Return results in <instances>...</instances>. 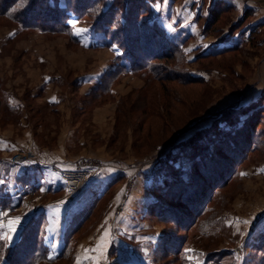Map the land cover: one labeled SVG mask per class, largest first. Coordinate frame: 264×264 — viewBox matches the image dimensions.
I'll return each mask as SVG.
<instances>
[{
  "label": "rangeland",
  "instance_id": "obj_1",
  "mask_svg": "<svg viewBox=\"0 0 264 264\" xmlns=\"http://www.w3.org/2000/svg\"><path fill=\"white\" fill-rule=\"evenodd\" d=\"M258 3L0 1L11 7L0 13V251L33 216L48 258H58L66 230L92 209L52 264H264ZM46 6L58 30L41 28ZM154 26L152 49L144 43ZM245 119L251 136L225 183L193 205L166 193L164 161L189 170L195 141L206 148L208 133ZM18 154L25 160L14 162ZM60 167L86 174L78 190L63 185Z\"/></svg>",
  "mask_w": 264,
  "mask_h": 264
},
{
  "label": "trees",
  "instance_id": "obj_2",
  "mask_svg": "<svg viewBox=\"0 0 264 264\" xmlns=\"http://www.w3.org/2000/svg\"><path fill=\"white\" fill-rule=\"evenodd\" d=\"M0 1H5L6 4V1L8 0ZM5 4H0V13L2 14L8 13L9 8H11H6ZM38 5L39 3H33L29 6V9L34 10ZM44 8H41V14L45 16L46 21L43 22L44 24H42L41 28L58 30L61 21L58 17L53 18L54 16H51V12L54 10H50L49 7L46 6V10L43 11ZM38 21L39 20L36 19V22ZM147 31L144 46H148L152 49L159 47L156 45L160 39L159 28L154 26L148 28ZM237 121L238 118L235 117L229 125H233ZM248 123L249 120L245 119V122L232 132L227 130H217L216 132L208 133L206 138L202 140V143L203 145H206V148L202 145L201 148L198 147L200 141H195L192 148H196L197 152L189 149L188 151L191 153L188 156L189 158L186 160V157H184L185 162L189 161L191 164L189 170H182L176 167H169V169H167L168 163H165L164 161V167H166L164 171L166 193H173L177 198L183 197L190 201V205H193L197 203L199 199L204 198V196H206L204 193H208L210 188L219 185V183H225L230 168L229 164L236 155L240 154L247 148L249 137L251 136L250 130L247 129ZM195 143L197 144V147L200 148L199 150L194 146ZM212 143H215L214 147H211ZM210 147L211 149H209ZM219 150L227 154V160H225V158L223 159L224 161H222L221 159L218 160L216 158L215 151L218 153ZM186 165L188 166V164ZM199 187L201 190L200 195L197 192V188ZM193 210L195 211V214L200 212L197 207ZM91 212L92 209L85 214L81 213L76 219V221H78L72 223L71 228L69 227L66 230V233L64 234V248L60 251L58 258L55 259L48 258V250L44 245V240L39 238V229L42 227L41 220L39 222V220L37 221L36 218L32 216L27 223L24 224L20 232L19 240L14 244L13 248H5L3 251L1 250L2 252L0 251V264H52L59 261L67 249L66 244H69L73 235L81 229L86 221H88ZM1 244L2 243L0 242V245Z\"/></svg>",
  "mask_w": 264,
  "mask_h": 264
},
{
  "label": "built area",
  "instance_id": "obj_3",
  "mask_svg": "<svg viewBox=\"0 0 264 264\" xmlns=\"http://www.w3.org/2000/svg\"><path fill=\"white\" fill-rule=\"evenodd\" d=\"M21 160H25V156L18 154L14 157V162H20ZM66 174L65 171L61 174L63 185L70 191L75 192L80 188L86 174L81 172H71L69 176H66Z\"/></svg>",
  "mask_w": 264,
  "mask_h": 264
},
{
  "label": "snow or ice",
  "instance_id": "obj_4",
  "mask_svg": "<svg viewBox=\"0 0 264 264\" xmlns=\"http://www.w3.org/2000/svg\"><path fill=\"white\" fill-rule=\"evenodd\" d=\"M13 223L14 224H19L20 223V219L19 218H17L15 221H13ZM10 231L11 232H16L17 231V229L15 228V227H13L12 229H10ZM3 239H6V240H12V236L11 235H6V236H4V237H2Z\"/></svg>",
  "mask_w": 264,
  "mask_h": 264
},
{
  "label": "crops",
  "instance_id": "obj_5",
  "mask_svg": "<svg viewBox=\"0 0 264 264\" xmlns=\"http://www.w3.org/2000/svg\"><path fill=\"white\" fill-rule=\"evenodd\" d=\"M232 2H234V1H232ZM261 2H262V5H260L258 3L259 7H264V1L261 0ZM64 169H71V168H68V167H60V169L59 168H55V169H53V172L58 173L59 175H61L62 172H64Z\"/></svg>",
  "mask_w": 264,
  "mask_h": 264
}]
</instances>
